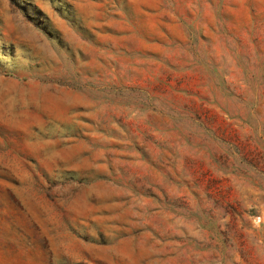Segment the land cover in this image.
<instances>
[{
	"label": "rangeland",
	"instance_id": "1",
	"mask_svg": "<svg viewBox=\"0 0 264 264\" xmlns=\"http://www.w3.org/2000/svg\"><path fill=\"white\" fill-rule=\"evenodd\" d=\"M0 264H264V0H0Z\"/></svg>",
	"mask_w": 264,
	"mask_h": 264
}]
</instances>
